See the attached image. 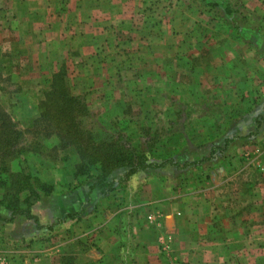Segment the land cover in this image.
<instances>
[{"label": "crops", "instance_id": "obj_1", "mask_svg": "<svg viewBox=\"0 0 264 264\" xmlns=\"http://www.w3.org/2000/svg\"><path fill=\"white\" fill-rule=\"evenodd\" d=\"M38 2L49 9L43 11V21L49 24V35L57 43L55 48L51 42L48 46H52L53 55L66 41L70 54L83 56L72 80L74 94L90 93L89 98L99 96L106 101L114 82H121L129 94L143 93L151 82H188L184 72L195 74L198 82L205 76L204 63L209 58L202 61V55L207 49L219 57L222 67H227L231 65L229 58L235 55L231 49L243 42H250L251 54L259 55L254 62L263 70L260 60L264 43L259 45L255 39L264 38V0H190L189 5L184 0H163L168 9H163L162 16L154 12L142 15V0ZM173 3L179 7L174 12ZM187 6L192 7L190 12L198 8L200 14L182 8ZM176 22L180 32L174 28ZM194 22L197 25L189 31V23L192 28ZM194 30L200 32L199 36L187 41ZM221 30L223 41L216 44L215 39L222 37L218 34ZM125 61L128 67L124 66ZM251 129L254 128L246 127L248 132ZM251 163H246L248 172L255 169ZM263 167L264 164L256 179L245 171L247 188L240 185V179L235 184L236 178L228 174L221 180L233 179L218 186L219 196L201 198L193 189L192 195H184L182 200L172 193L174 171L165 162H150L126 179L114 181L108 190L80 181L53 195L56 203L51 214L60 217L62 221L54 223L60 227L59 223L65 220L62 216L81 211L83 231L68 221L61 226L63 233L57 236L51 254H43L42 250L35 255L20 254L22 264H249L253 247L264 248ZM252 179L258 184L254 194L249 188ZM200 184L199 181L198 191ZM236 197L243 200L242 209L235 208ZM148 213H153L154 219L146 218ZM23 216L13 215L7 227L15 228ZM155 218H159V224ZM72 230L73 237L62 236ZM79 235L90 236L86 240L76 237ZM164 243L167 245L162 249ZM239 246L243 249L237 251ZM5 259L7 264H21L15 253Z\"/></svg>", "mask_w": 264, "mask_h": 264}, {"label": "rangeland", "instance_id": "obj_2", "mask_svg": "<svg viewBox=\"0 0 264 264\" xmlns=\"http://www.w3.org/2000/svg\"><path fill=\"white\" fill-rule=\"evenodd\" d=\"M184 1L189 5L190 0ZM142 2V15L154 12L156 16H162L168 9L163 0ZM174 3L171 7L173 12L176 8ZM191 4L193 6V2ZM182 8L193 11L192 7ZM45 9L49 11L42 4L39 5L38 0H0V109L20 131L19 143L25 148L21 153L23 165L32 176L44 183L41 186L46 190L33 196L27 190L15 195V206L27 209L36 219L24 215L12 230L6 225L10 210L0 204V264H7L5 258L11 253L16 254L21 264L20 254L35 255L41 250L43 254H51L55 240L59 239V233H63L61 226L68 221H73L79 232L83 231L81 211L62 216L65 220L59 223L60 227L54 224L62 220L57 214H51L52 206L56 203L53 195L73 188L80 181L93 182L92 177L75 171L72 164L77 158L70 149L56 148L55 153L51 149L54 144L52 136L41 137L31 130L30 123L36 115V100L41 88L51 74L61 68L73 93L76 87L72 80L83 57L70 54L66 41L63 47L59 46L63 53L53 55L52 46H48L51 42L55 48L54 44L57 43L49 35V24L43 21ZM194 11L190 13L200 14L198 8H194ZM190 25L192 23H189V31L197 23L194 22L192 28ZM174 28L180 32L178 22ZM198 33L194 30L187 36V41H195ZM222 33L223 30L218 33L222 37L215 39L216 44L223 41ZM259 38L255 39L257 44H263L264 38ZM244 43L237 49H231L235 55L229 58L231 65L227 67H222L219 57L212 56L213 53L207 49L202 55V61L209 58L204 63L205 76L200 77L198 82L195 74L184 72L183 77L185 81L189 79L188 82H151L150 88L146 86L147 90L143 86V93L129 94L121 82H114L107 92L106 101L99 96L89 98L90 93L77 94L87 106V124L93 131L121 134L125 140L124 146L134 149L132 155L136 160L143 156L146 161L167 163L175 177L171 190L178 194L179 200L184 195H192L193 189L201 198L219 196L221 191L218 186L233 179L221 180L228 174L236 178L235 184H239L240 179V185L247 188L243 180L245 171L256 179L259 168L264 164V55L260 60L261 71L254 62L259 55L251 54L250 42L247 45ZM46 49L49 52L45 53ZM250 61L253 62L251 65ZM128 64L125 61L124 66L128 67ZM212 70H215L214 79L211 77ZM247 126L254 128L250 130L253 132L251 135L246 130ZM62 155L67 158L62 159ZM247 161H251V166L255 168L250 171L252 175L248 172ZM8 167L10 171L17 170L18 159L10 158ZM116 169L112 177L122 172L121 168ZM94 171L95 167L91 166L90 172ZM253 179L249 188L254 194L258 184ZM199 181L202 187L198 191ZM189 200L186 197V202ZM234 206L242 209L245 205L243 200L236 197ZM74 234L75 230H72L62 236L71 238ZM80 236L83 237H76ZM89 236L83 238L87 240ZM241 249L242 246L237 247V251ZM248 257L249 264H264V248L253 247Z\"/></svg>", "mask_w": 264, "mask_h": 264}, {"label": "trees", "instance_id": "obj_3", "mask_svg": "<svg viewBox=\"0 0 264 264\" xmlns=\"http://www.w3.org/2000/svg\"><path fill=\"white\" fill-rule=\"evenodd\" d=\"M36 101L37 110L31 119V130L41 137L52 136L54 144L51 149L55 153L56 148L70 149L77 158L72 164L75 171L93 178L89 186L97 184L105 190L111 189L114 181L124 180L135 170L150 164L146 162V157L133 158L134 149L124 146L125 140L121 134L93 131L87 124L89 121H86L88 109L85 102L71 92L61 68L51 74ZM19 139L20 131L14 127L5 111L0 109V204L10 210L6 220H10L14 214L36 219L27 209L15 206V195L25 190L32 196L46 192L41 186L44 183L32 176L23 165L21 153L25 148ZM60 157L67 158L65 155ZM10 158L18 159L17 170H9ZM91 166L95 167L93 173L90 172ZM116 168H121L122 172L116 178L111 177L110 173Z\"/></svg>", "mask_w": 264, "mask_h": 264}, {"label": "built area", "instance_id": "obj_4", "mask_svg": "<svg viewBox=\"0 0 264 264\" xmlns=\"http://www.w3.org/2000/svg\"><path fill=\"white\" fill-rule=\"evenodd\" d=\"M153 215H154L153 213H148V214L146 215V218L152 220V219H154V218H153ZM155 223H158V224H159V218H158V219L155 218ZM158 239L162 240L161 237H159V236H158ZM166 245H167V244H165V243H164L163 245L161 244L162 249H165V248H166Z\"/></svg>", "mask_w": 264, "mask_h": 264}]
</instances>
